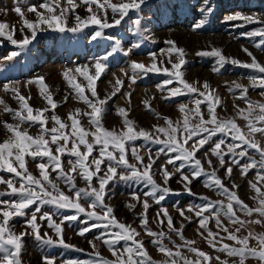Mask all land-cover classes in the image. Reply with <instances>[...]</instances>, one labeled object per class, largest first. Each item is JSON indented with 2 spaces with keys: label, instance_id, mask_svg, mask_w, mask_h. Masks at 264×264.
I'll return each instance as SVG.
<instances>
[{
  "label": "snow or ice",
  "instance_id": "obj_1",
  "mask_svg": "<svg viewBox=\"0 0 264 264\" xmlns=\"http://www.w3.org/2000/svg\"><path fill=\"white\" fill-rule=\"evenodd\" d=\"M149 3L150 0H119V2H113V0H43L38 6L27 7V12L35 14V20L27 19L22 7L16 6L14 11L23 21L19 28L22 34L21 39L14 38L17 32L15 25L9 26L6 22H0V38L7 39L21 51L28 48L38 33L46 31L80 33L94 26L92 40L97 38L115 40L112 51L94 61L92 65L95 69L94 74H90L88 65L66 69L62 73L63 79L74 93V98L83 102L88 109L77 108L74 112H69L67 121L56 114L55 110L59 105L51 94H46L48 86L44 83L43 77L29 80L28 83L39 85L40 96L50 108L34 109L28 102L31 97L21 94L19 87L7 83L3 85L4 92L12 93L13 99L19 104V109H12L0 98V105H4V111L10 114L11 119L15 121V123L0 122L6 133H10L3 142H0V171L11 174L7 180L0 177V184H6L8 189L6 192H0V264H23L21 259L23 241L29 233L45 245L74 247L65 242L62 225L80 221L81 217L86 218L82 221L86 226L79 230L78 235L84 236L93 229L102 228L104 231L95 237V240H100L108 247L113 259L104 258L99 251H94L97 259L67 260L61 261L60 264H213V261L216 264H229L227 260H221L220 256L212 257L194 247L196 241L187 239L183 235V223L180 228L175 227L173 217L167 208H159L154 221L160 225L166 223L168 231L157 232L149 227L148 210L151 207L149 198L159 205L171 194H182L174 192L168 186L169 180L176 174L180 176L178 183L183 185L184 191L188 194L196 195L190 186L194 180L203 176L206 178L204 187L216 191L218 195L224 196L227 200L225 203L222 200L212 201L206 196H200L199 198L205 201L204 203L189 205L186 209H177L182 221L191 222L193 216L186 213H192L197 220V233L207 241L211 248L224 253L229 258H236L232 264H246L249 258L256 259L259 264H264V233L248 232L247 235H239L247 224L264 225V219L244 220L241 218L242 216L252 217L253 214L264 218V145L256 138L257 134L264 137V103L253 101L248 96L249 88L261 89L260 95L264 96V65L257 62L251 51L242 48L251 57V63L226 57L221 49L215 47L210 51L202 50L196 53L197 56L215 58L216 64L213 71L216 73L230 63L262 74L260 77H248L250 81L248 86L235 81L228 86V92L232 94L238 92L236 98L246 105V107H241L233 103L236 117L246 121V131L237 124L234 117H220L217 114V108L221 107V98L216 95L215 89L210 88L207 81L202 85L205 91H201L193 83L184 79L182 69L187 63L186 53L184 49L175 47L172 41H166L171 46L167 50H161V53L167 56L170 68L158 67L157 53H149L152 58L150 65L131 62L129 79L135 83L137 77L144 78L150 73L164 75L166 78L157 86L160 91L166 90L167 92V95L162 97L163 99L169 100L179 96L191 97L188 103H181L178 106L182 118L173 121L171 118L163 117L166 126L153 125L152 130L137 129L135 122L128 118V111L125 108H119L117 112L122 117L121 128L108 129L102 123L106 105L120 92L124 83L117 79L110 95L104 98L98 95L97 81L108 68L106 63L108 58L114 52L119 51L121 46L120 39L106 36L104 30L121 25L125 18H130V13H134L136 19L132 21V31L143 38L146 29L142 28L143 18L140 14L144 6ZM175 3L180 4L179 11L181 12L187 7L183 0H174V5ZM80 7H84L86 13L84 16L77 12ZM197 11L200 13V18L192 26L193 30L206 26L209 17L215 11V5L212 0H201ZM109 13H111V21ZM237 20L245 24L260 22L251 15L237 14L227 16L225 22ZM242 35L260 37L254 46L264 51V27L242 33ZM134 47H140L139 42ZM128 54V51L124 52V55ZM18 55V52H12L7 59L11 60ZM173 55L177 62H173ZM159 63L164 64V60L160 59ZM76 74L83 77L87 82L86 86L77 82ZM125 75L128 74L125 73ZM174 82L179 87H168ZM86 88L90 96L86 94ZM124 95L129 98L130 103L131 93H124ZM67 100L68 95L66 94L64 103H67ZM144 103L147 106L149 102ZM189 103L193 107L190 108ZM202 105L206 107L207 119H205ZM49 111L52 113L50 117L46 115ZM82 118H87L89 127L83 126ZM49 119L52 127L47 126ZM23 125H27V128L39 126L38 134L33 136L29 134L27 128L22 130ZM218 136L220 138L214 140ZM138 140L160 146L155 153L148 149L147 163H145V157L140 154L141 148L145 145H137ZM205 146L209 147L203 151L202 159L197 154L201 153ZM249 150L257 152L259 160L250 157ZM161 154H168V159L159 170L163 184L156 182L155 173L152 171ZM129 155L136 163L130 162ZM229 155L233 157L230 163L225 159ZM65 156L69 157L67 171L62 159ZM212 157L216 158L219 167L225 170V176L228 178L233 175V166L238 167L241 176L244 177L250 170L257 167L262 170L257 172L255 182L249 181L250 188L256 194L252 197L256 202L255 206H249L238 196L237 192L225 185L217 174ZM245 157H249V162L242 164L241 161ZM28 158L36 163L38 176L29 170ZM205 163L207 168H205ZM169 165L173 166L172 171H169ZM187 168L191 171H185ZM52 173H56L55 179L52 178ZM77 177L86 182L87 188L77 187L75 182ZM115 180L144 184L148 187L149 190L143 194V199L140 194L133 192L131 197L135 203L129 202L125 206L129 210H134L137 205L142 207L143 211L139 213L140 228L143 229L145 235L153 238L152 243L164 255V260H153L144 242L138 239L141 232L132 224L118 220L114 215L113 207L105 202L108 186ZM57 181L63 182L72 195L63 191ZM17 182L19 187L16 186ZM232 188H239V185L233 182ZM6 195L15 197V199H2ZM43 205H50L62 211L73 210L74 214L64 215L60 222H57L52 213L43 211L41 207ZM33 206H35L34 210L29 214V209ZM222 216L227 218L232 228L225 225ZM18 217L25 218L24 230L19 233L15 231V224L12 222ZM38 219L46 221L48 228L54 231L55 239L47 232L41 235V225ZM213 221L216 231L209 226ZM221 232L226 236L221 237ZM172 234L179 237L183 243L175 244V241L171 240ZM164 239H168L173 244L175 251L163 243ZM224 239L234 243L231 245L223 243ZM252 241H255V245L251 243ZM121 242L124 244L122 248H118L117 245ZM89 243L95 250L96 244L92 241ZM182 249L195 254V260L184 255ZM44 264H56L55 258L45 257Z\"/></svg>",
  "mask_w": 264,
  "mask_h": 264
},
{
  "label": "rangeland",
  "instance_id": "obj_2",
  "mask_svg": "<svg viewBox=\"0 0 264 264\" xmlns=\"http://www.w3.org/2000/svg\"><path fill=\"white\" fill-rule=\"evenodd\" d=\"M42 2L43 0H0V22H6L9 26L15 25L17 32L14 38L21 39L22 34L19 32V28L22 26L23 21L21 17L15 13L14 8L16 6H21L25 17L29 20H35V14L27 12V7L30 5L38 6ZM113 2H119V0H113ZM212 2L215 5V11L209 17L206 26L198 30H193L192 26L200 18V13L197 11V8L201 0H183V3L187 7L182 12L179 11L180 4L175 3L174 5V0H150V3L144 6L140 14L143 18L142 28L146 29L143 38L132 31V21L136 19V14L134 13H130V18H125L121 25L104 30L105 35L121 40L120 58L116 57L114 53L108 58L106 62L108 68L101 76L100 80L97 81L98 95L101 98L110 95L116 85L117 79L124 82L120 92L106 105V113L102 118V123L106 128L119 129L122 127V117L119 116L117 112L119 108H125L128 111V118L135 122L137 129L143 128L152 130L153 125L166 126L162 119L156 117L157 114L161 116L168 115L173 121L182 118V114L178 115V113L171 111L175 107H166L164 105L168 100L162 97L167 95V92L166 90L162 92L157 87L161 84L159 81L162 80L160 79L166 78L164 75L150 73L144 78L137 77L135 83H132L129 79L131 75V62L136 61L144 63L145 65H150L152 63V58L149 56V53H157L158 67H171V65L167 63V56L161 53L162 49L167 50L171 46L166 43V41H172L175 47L185 50V59L187 63L182 69L184 72V79L189 83H193L201 91H205L202 85L207 81L210 88L216 90V95L221 98L224 104L227 100L230 101L228 86H230L233 81L248 86L250 84L248 77H260L262 75L254 70L234 66L230 63L226 64L219 73H216L213 71V67L216 64L215 58L197 56L196 53L202 50L210 51L215 47L221 49L226 57L236 58L241 62L251 63V57L242 50V48H247L256 57L257 62L264 65V51L254 46L260 40V37H245L242 35V33L251 32L264 27V0H212ZM38 10L43 11L42 9ZM77 12L82 16L86 14L84 7L78 8ZM231 14L251 15L260 22L250 24H245L241 20L225 22L226 17ZM109 20L111 21V13H109ZM94 31L95 28L93 26L80 33L40 32L28 48L23 51L11 44L7 39L0 38V98L12 109H19V104L13 99L12 93H5L3 90L4 84H14L20 88L21 94L26 97H31L28 102L34 109L50 108L43 97L40 96L39 85L37 83H28L29 80L43 77L44 83L48 86V93L46 94H51L54 101L58 103L59 106L56 108L55 112L63 120L67 121V114L69 112H74L77 108L88 110L83 102L74 98V93L63 79L62 73L66 69H75L77 66L88 65L90 74H94L95 69L92 67L94 61L98 58H102L109 51H112L115 43H110V41L105 38L92 40L91 36ZM25 32L27 33V29H25ZM137 42H139L140 47H134ZM125 51H128L129 54L124 55ZM12 52H18L19 55L11 60L7 59ZM160 59L164 60V64L159 63ZM172 60L173 62H177L175 55L172 56ZM125 73L128 75H125ZM76 75L77 82L86 86L87 82L84 81L83 77L78 74ZM261 91L262 90L259 88H249L248 96L253 101L264 103V96L260 95ZM124 93H131L130 103L129 98L126 97ZM66 94L68 95V100L67 103H64ZM86 94L90 96V92L87 91V88ZM237 96L238 92L232 95V98H235V100L231 101V107L225 108V110H234L233 103L240 106L242 105L241 107H246L242 100L236 98ZM169 100H173V98ZM145 101L149 102L147 106L144 103ZM188 106L190 108L192 107L191 104ZM222 110H224V107ZM51 114V111L46 113L49 117ZM2 121L15 123V121L11 119L10 114L4 111V105H0V122ZM81 122L84 127L89 126L87 118H82ZM47 126L52 127L50 119ZM23 128H27V125H23L22 130ZM27 130L29 134L35 136L39 132V126L30 127L27 128ZM8 135H10V133H6L2 123H0V142H3ZM256 138L264 145V137L257 134ZM203 151L204 149L199 153V156L202 155ZM62 159L64 161L65 170L67 171L69 167L67 165V160L69 157L65 156ZM145 159H147V157ZM160 161L159 158L158 162ZM28 163L29 170L34 175L38 176L36 163L31 161L30 158ZM154 168L155 167H153V169ZM49 171H51V169H49ZM217 174L221 178L226 179L228 183H232L231 179H234L237 183L243 180L241 181L242 187L236 189L243 192V194H247V197L249 196L256 204L252 199L256 194L249 186V181H256L257 171L255 169L250 170L246 177L241 176L240 171H234L231 178L225 176V170L218 171ZM10 175L11 174L7 172L6 174L0 172V177H3L5 180H7ZM175 176L176 175L173 177ZM52 178H56V173H52ZM57 182L60 184L63 191L67 194L71 193L63 182ZM17 184L19 183L17 182ZM122 189H126V187H120V195H111L108 197V200L110 203L118 201L120 203L121 216L130 224L135 223V225H137L138 222H140L137 218L138 216H133L132 212H128L125 206L127 203L134 200H132L131 195L122 194ZM6 191H8L7 185L0 184V192ZM143 198L144 196L142 195L141 199ZM20 218L21 217L14 218L12 221L15 226L20 221ZM241 218L246 220L244 216ZM255 219H260V217L255 215L254 218H249V220ZM179 221L184 225L183 235L187 239L196 241L194 247L203 250L212 257L220 256L221 260H227L229 264H232V261L236 259L229 258L224 253L209 246L207 241L197 233L198 224L194 216L191 222L186 220L182 221V219H179ZM222 221L229 228L233 227L226 217L222 216ZM209 226L212 227L214 231L217 230L214 221L211 222ZM16 227L18 228L19 226ZM135 227L141 232V236L138 237V239L144 242V246L153 260H164V255L160 253L157 250V246L152 243L153 238L145 235L143 229L137 226ZM149 227L157 232L168 231L167 227L158 229L150 223ZM73 231L74 230H67L65 232V237H67V240H70V245L75 244L78 248H84V252H81L79 255L84 256L85 254L82 261L94 260V251H99L104 258L113 259L108 247L100 240H95L97 235L80 236L74 235ZM45 232L50 235L46 229L43 230L41 235L43 236ZM248 232L257 233L255 224H247L239 235H247ZM224 236H226V234L221 232V237ZM171 240L175 241V244L183 243L175 234L171 235ZM90 241L96 244L95 250L89 243ZM222 242L230 245L234 243L227 239H224ZM163 243L173 248V251H175L173 244L168 239H164ZM251 243L255 245V241ZM123 244L124 242H121L117 247L122 248ZM23 245L26 249L22 257L25 264H44L45 255H51V257L55 258L56 264H60L61 261L75 260V255L72 254V251H69L68 257H65L63 260H56L57 257L61 256L60 252L55 251L53 245H45L37 241L31 233L24 238ZM49 247L53 249L52 252V249L48 251ZM182 251L184 255L195 260V254L189 253L187 249H182ZM213 264H216V262L213 261ZM246 264H259V262L256 259L249 258Z\"/></svg>",
  "mask_w": 264,
  "mask_h": 264
},
{
  "label": "crops",
  "instance_id": "obj_3",
  "mask_svg": "<svg viewBox=\"0 0 264 264\" xmlns=\"http://www.w3.org/2000/svg\"><path fill=\"white\" fill-rule=\"evenodd\" d=\"M106 36H108V35H106ZM108 41H110V43H115L114 39L113 40H109L108 39ZM114 55H116V57L120 58V50L114 52ZM160 80L163 81L164 79H160ZM162 81H159V82L161 83ZM168 87H179V85L174 82L173 85H169ZM229 95H230L229 96L230 97V101L227 100V102L225 104H224L223 101H221V107L217 108V114L220 117H234L236 119L237 124L242 129H244L246 131L247 130L246 127H245L246 121H244L243 119H240L239 117H236L234 110H225V108L231 107V101L235 100V98H232V95H233L232 93H229ZM190 99H191V97H189V96H179V97L173 98V100H168V102L165 103L164 105L166 107H175L171 111H174V112L178 113V115H181V113L178 110L179 104L188 103ZM191 106L193 107L192 104H191ZM223 107H224V110H222ZM202 110L204 112L205 119H207L208 118L207 110H206V107L203 106V105H202ZM158 113H161V112H158ZM156 117L159 118V119H162L164 123H165V121H164L163 117H168L169 118L168 115L161 116L159 114H157ZM219 138L220 137L218 136V137L214 138V140L215 139H219ZM136 143H137V145H145V147L141 148V151H140V154L144 155L145 158L148 156V149H151L152 153H155L158 150V148L160 147L159 145H156V144H146V142L143 141V140H138ZM208 147L209 146H206L204 151H206ZM197 155L199 156V153ZM249 156L255 158L256 160H259V154L257 152H255L254 150H249ZM199 157L203 159L202 155H200ZM128 158H129L131 163H136V161L131 157V155H129ZM167 159H168V154H161V156H160V160L161 161L158 162V160H157L156 164L154 165L155 168L152 170L155 173L154 179L159 184H163V178H162L159 170H160L161 165H164ZM212 159H213L214 166L217 168V172L218 171H224L223 168L219 167V164H218L216 158L212 157ZM225 159H226L227 162L230 163L231 160L233 159V157H231L229 155V156H226ZM236 159H240V158L236 157ZM28 161H29V158H28ZM247 162H249V157H245L241 161L242 164L243 163H247ZM145 163H147V159H145ZM28 166H29V163H28ZM233 167H234V171H240V169L238 167H235V166H233ZM205 168H207V164L206 163H205ZM168 169H169V171H172L173 170V166L169 165ZM255 170L257 172L258 171H262L258 167L255 168ZM185 171L190 172L191 169L187 168V169H185ZM0 172H2V171H0ZM2 173L6 174V172H2ZM205 179L206 178L202 176L201 178L193 181V183H192V185L190 187L192 189V192L195 193L196 195H190L186 191H184L183 185L181 183H178V181L180 180L179 174H176L175 177H172L169 180L168 186L174 192H181L182 194H180V195L171 194V195H169L167 197L166 200L161 202V204H159V205L155 204L151 200V198H149V203L151 204V207L148 210L149 223L151 225L153 224L154 227L158 228V229L166 228L167 227L166 223L164 225H160L159 223L154 221V217H155L156 212L158 211L159 208H167L169 213L173 217V221H174L175 227L180 228L181 223H180L179 219H182V218L179 216V213H178L177 209H186L189 205L204 203L205 201L201 200L199 198L200 196H206L212 201L222 200L225 203H227V200H226L225 197H222L221 195H218L217 192L214 191V190H210V189L204 187ZM222 180L224 181L226 186L231 188L232 191L237 192L238 196L245 203H247L249 206H255V203L250 199L249 196L247 197V194H245V193L243 194V192H241L240 190H238L236 188H232L233 182L235 184L239 185V187H242L241 181H243V180H240V182H238V183L236 181H234V179H231L232 183L226 182V179H224V178H222ZM75 182H76L77 187H79V188H87L86 182L84 180H82L81 178H77ZM253 182H255V181H253ZM93 183L95 184V181H93ZM16 186L18 187L19 184H16ZM195 186H196L197 189L195 188ZM120 187H122V188L126 187V189H122V191H123L122 194L131 195L133 192H135V193L137 192L138 194H140L141 197L149 189L144 184L125 183V182H122V181H119V180H115L114 182H111L110 185L108 186L107 196H106L105 202L113 207L114 215L117 217L118 220H120L121 222H124L126 224H130L127 220H125V218L123 216H121L122 213L120 214V203L118 201L114 202V203H110V201L108 200V197L111 196V195H113V196H115V195L119 196L120 195ZM69 195H72V193H70ZM2 199L9 200V199H15V197L5 196ZM131 203H135V201H132ZM34 207L35 206H33L32 209H29V214L31 213L32 210H34ZM41 207H42L44 212L52 213L53 216H54V219H56L57 222H60L61 217L64 216V215L74 214L73 210H68V211L57 210L55 207L50 206V205H43ZM127 211L128 212H132L133 216L137 215L138 216L137 218L139 219V213H141L143 211V209H142V207L140 205H137V207L134 210H129L128 209ZM127 214H129V213H127ZM186 214L188 215V214H192V213H186ZM238 215H239V213H238ZM255 215L256 214H253L252 217H244V218H246V220H249V218H251V219L254 218ZM38 216H39V214H38ZM260 219H264V218H260ZM24 220H25V218L21 217L20 221L16 225V226H19L20 229H19V227L17 228L15 226V231L17 233H19V232L24 230L23 229ZM84 220H86V218L85 217H81L80 221H74V222H70V223H66V224L62 225L64 227L63 235H64V239H65L66 243L70 244V240H67V237H65V232L67 230H74L73 231L74 235H78L79 230L86 226V224L84 222H82ZM195 220H196V218H195ZM38 222L41 225V234L43 233V230L46 229L50 233L51 236L56 238L54 231L48 228L46 221H42V220L38 219ZM88 223L90 224L91 222H88ZM132 226L133 227L137 226L138 228H140V222H138L137 225H135V223H132ZM255 226H256V229H257V233H264V225L255 224ZM111 230L115 231L116 229H111ZM103 231L104 230L102 228H96V229H93L92 231L88 232L86 235L94 234V235L99 236V235H101V233ZM72 246H74V247H72V248H63V247H59V246H54L53 249H55V251L60 252V255H61L60 257H57L56 260H63L65 257H68L69 251H72L73 252L72 254L75 255V260L76 261L77 260L78 261L79 260L82 261V259L85 257V254H84V256H79V255H80L81 252H84V248H78V247H76L75 244L74 245L72 244ZM51 249L52 248L49 247L48 251L51 250ZM53 249L51 250V252L53 251ZM25 252H26V249H25V247H23L22 257H23ZM55 254L59 255L58 253H55ZM73 255H72V257H73ZM101 256H102V254H101ZM22 257H21V259L23 261ZM45 257H51V255H45ZM94 258L97 259L95 257V255H94ZM23 264H25V263L23 262Z\"/></svg>",
  "mask_w": 264,
  "mask_h": 264
}]
</instances>
